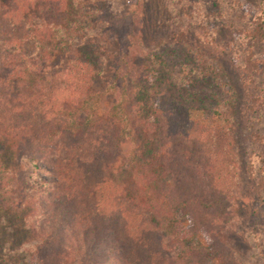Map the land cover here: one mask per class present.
Returning <instances> with one entry per match:
<instances>
[{"label":"trees","instance_id":"obj_1","mask_svg":"<svg viewBox=\"0 0 264 264\" xmlns=\"http://www.w3.org/2000/svg\"><path fill=\"white\" fill-rule=\"evenodd\" d=\"M113 1L0 0V212L31 237L33 264H239L226 237L240 198L231 92L183 42L145 56L141 21L107 14ZM107 26L134 43L119 48L132 74L112 102L71 38ZM245 40L264 48L263 22ZM252 51L233 59L249 81L264 67Z\"/></svg>","mask_w":264,"mask_h":264},{"label":"rangeland","instance_id":"obj_2","mask_svg":"<svg viewBox=\"0 0 264 264\" xmlns=\"http://www.w3.org/2000/svg\"><path fill=\"white\" fill-rule=\"evenodd\" d=\"M126 10L141 21L145 56L149 55L148 51L161 49L162 44L171 46L183 42L187 48H177L179 53L191 52L209 59L217 84L225 85L221 91L231 92L230 102H234L237 122L235 148L239 150L241 161L238 167L240 198L235 227L226 235L227 251L234 254L232 258L239 264H264V67L249 81L242 68L233 64L237 51L252 50L264 62L262 46L247 50L239 44L243 39L247 47L254 44L250 40L251 28L259 22L264 24V0H114L106 13ZM128 22L123 24L127 30L131 24ZM7 30V26H3V31ZM121 30L116 31L113 26L98 27L84 37L71 36L74 45L82 43L83 55L96 61L99 73L94 88L106 91L112 97L110 102L121 92L123 81L128 84L131 81L132 68L121 66L119 60L123 59L121 50L134 43L122 40ZM27 51H34L32 43L27 45ZM69 57H62V61L60 56L56 57L49 73L62 70ZM138 64L136 62L135 66ZM185 74L183 72V79L190 81ZM136 75L134 73L132 81ZM189 116L208 127L225 125L223 117L207 119L201 111H191ZM31 245V237L19 225L18 217L0 212V264H33ZM99 263L106 261L102 258Z\"/></svg>","mask_w":264,"mask_h":264}]
</instances>
